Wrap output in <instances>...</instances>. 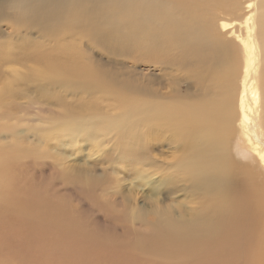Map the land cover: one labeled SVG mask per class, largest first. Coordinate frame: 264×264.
Here are the masks:
<instances>
[{
    "label": "rangeland",
    "instance_id": "374dc122",
    "mask_svg": "<svg viewBox=\"0 0 264 264\" xmlns=\"http://www.w3.org/2000/svg\"><path fill=\"white\" fill-rule=\"evenodd\" d=\"M166 2L167 0H0V84L9 82L3 85L5 93H3L0 104V134L5 139L7 134L15 130L16 135L23 137L22 143L15 153L19 156H27L37 148L36 144L40 139L39 132L48 130L51 124L54 123L56 128L59 125H68L79 130L77 140L61 138L63 140L61 148L64 156L67 157V163L74 166L70 179L63 181L61 179L63 173L44 162H40L44 164L43 166L39 162L22 164L20 170L21 168L23 170H19L18 180L24 188L22 191L27 193L22 194V191H19L18 195L34 200L30 195V191L33 189L37 190L41 187L39 191L47 193L49 196L51 195L50 190H52L53 199L65 205L64 208L67 210L70 209L71 220L74 219L77 223L73 230H78L79 235L84 236V238L79 237L81 241L74 240L75 242L69 244L70 248L79 249L78 245L82 241H89L90 247L93 245L92 240L95 239L98 244L101 243L98 246L103 253H100L98 258L104 259L95 257L96 260H101L97 263L106 261V252L104 253V251L108 250L105 247L113 248L114 246V250L115 247L118 249L122 247L127 256L134 257L137 261L141 260L138 264H156L157 260L149 256L145 257L143 251L139 249L144 242L137 240L136 236L139 235L141 239H144L147 237L148 231L152 229L164 230L174 235L175 230L171 225L174 219L177 220V214L181 209L187 206V200L195 193L192 190L190 179L185 176V183H180L178 186L171 183L174 178L179 176L171 170L168 171L166 164L173 161L176 151H173L171 147L168 148L165 142L153 144L147 140L142 142L136 139L131 151L126 152L128 156L123 163L124 166L113 163L112 156H115L117 149H123L126 146V141L123 139L128 136L136 138L135 127L137 126L138 109L149 112L153 106L154 91L168 82L169 78H174V74H180L179 89L182 97H185L184 101L194 102L198 111L203 109L199 99L215 98L216 91L225 86L223 83L226 71L236 76L230 79L229 83L237 85L238 82L241 56L237 51V46L233 54L230 55L221 44L217 43V39L214 37H220L223 40L233 38L230 33L224 35L223 32L221 33L217 20L220 15L232 14L236 11L240 1H232L209 14L196 15V31L194 35L193 32L189 33L188 37L193 36L189 41H194L200 34L204 35L208 43V51L211 53L216 54L214 51L216 45L221 46L223 55L219 58L224 64L219 69L217 67L213 74L202 72L201 59L196 56L188 58L190 60L188 68L173 65L171 70L167 68L164 71H159L150 65L148 72L146 68L149 65L146 62L136 61V58L130 56V53L135 52V47L143 46L141 40L149 36L151 17L160 19L163 14L171 13L170 7L164 6ZM22 5H28L25 9L26 12H19L18 8ZM240 8L241 6H239ZM136 14L140 15L136 27H134L131 22ZM127 15L130 18L124 23L123 18ZM189 15L177 12V16L181 19H187ZM92 19L98 23L99 30L96 34L93 33L91 27H88L91 25ZM106 27L112 28L109 33L110 39H107ZM231 42L234 45L237 44L235 39ZM120 54L123 61H121ZM39 62H43V64H39ZM63 62L89 66L95 72L93 78L96 80L93 78L84 79L81 86L74 87L68 80H62L64 75L55 77L51 81L39 78V73L44 66L50 68ZM33 65L36 66V69L32 73L28 72V69ZM163 66L168 65L163 63ZM12 68H15L14 72L11 71ZM202 74L204 77L198 78ZM108 77L115 78V85L103 84ZM137 80L138 84L139 81L143 82L144 89L140 90L136 87ZM215 82L218 83L217 86ZM42 87H49L51 91L50 96L46 97V101L36 95L39 92L38 89ZM150 87L157 89L150 91ZM225 90L227 92L224 95H227L228 87ZM151 96L152 102H150ZM195 99L199 101V104ZM173 100L161 101L168 105ZM236 111V108L232 107L234 116ZM109 119L112 120L110 127L106 123ZM91 121L93 129L102 130L98 135L93 131L101 142L100 147L105 149L107 145L111 144L108 152L103 155L95 153V145L89 148L91 141L88 140L84 129L92 133L90 126L86 124ZM231 125L236 132L234 119ZM108 127L109 130L106 131ZM90 135L94 136L93 133ZM240 136L237 135L235 143L220 156L230 161L228 155L231 153V162L235 160L236 164L241 163V167L249 166L247 163L251 160V155L249 156L247 153L245 156V154L238 153L240 150L247 152L243 138ZM105 138L113 141L105 142ZM218 145L217 143L216 146ZM194 155L205 163L207 156L203 160L200 153L194 151ZM208 155L213 154L209 152ZM129 157L133 158L128 160ZM149 157H153V159L149 161L147 172L152 175L153 181L151 184L138 187L140 182L132 176L133 171L129 170V166L134 164L135 158L140 160L148 158L149 160ZM25 159L27 157H22L20 160ZM140 163L142 162L136 161L135 164ZM114 164L117 166L116 168ZM254 164L255 162L251 168L253 174L258 173L257 176H254L256 186L252 184L254 182H251V179L249 183L252 189L254 187V189L257 188L256 191L260 189L262 200H264V178H262L264 171L260 168L257 169V164ZM156 165L163 166L165 172L154 178L152 172ZM160 179L162 183H160ZM27 182L28 185L34 184V187L33 185L27 187ZM128 189H131V192H128ZM174 189L175 193H173ZM151 192H153L152 198L156 199L150 200L148 195ZM232 201L229 195L226 203L231 204ZM0 207H3V199L0 200ZM1 208L0 213H2L3 220L0 218V221L4 223L0 222V264H30V260H35L39 256L50 261L57 259L56 263L61 261L64 255V251L62 252V249L65 248L64 241L56 238L57 240H54V246L57 248L54 247L56 253L48 254L46 245L48 241L43 245L46 247L43 248L40 242L42 238L51 239V237L43 236L40 239L41 235L34 228H32L33 231H29L31 224L12 220L8 211L6 212L4 207ZM139 209L144 213L140 215ZM229 213L226 217L230 216ZM219 221L221 220L216 218V222ZM37 225L39 224L37 223ZM176 225V229L180 226L182 230L186 228L181 219L180 225ZM191 230V228L188 229L183 236H188ZM12 233L20 236L22 240L19 237L15 238L17 235L14 236ZM22 234L23 236L25 234V240L28 239L27 242L25 241L26 244ZM32 235L35 237L33 238ZM97 236L98 239H96ZM30 240H32V244H30ZM13 242H16V245ZM21 244L24 246L21 247ZM106 244L108 246L104 247ZM37 246L41 247L40 250ZM29 247L33 249H28ZM22 249L28 253L25 250L26 253L23 252ZM86 251L91 256L93 251L91 249H86ZM175 255L176 262L179 264L191 260L183 253ZM168 256L169 254H167ZM29 258L30 260H27ZM90 261L89 257L83 259V262H87V264ZM223 263L222 259L217 261V264ZM73 264L83 263L74 262Z\"/></svg>",
    "mask_w": 264,
    "mask_h": 264
},
{
    "label": "bare ground",
    "instance_id": "6f19581e",
    "mask_svg": "<svg viewBox=\"0 0 264 264\" xmlns=\"http://www.w3.org/2000/svg\"><path fill=\"white\" fill-rule=\"evenodd\" d=\"M232 1H240L239 6L241 8L239 9L238 6L232 14L220 15L217 21L220 24L221 33L223 32V35L230 33L233 38L224 40L220 37L214 38L230 55L233 54L236 46L237 51L240 52L241 67L237 85L228 82L236 76L226 71L223 83L225 86L216 91V97L199 99L203 106L202 111L197 110L194 102L184 101L185 97H182L179 89L180 74H174V78H169L168 82L161 85L159 89L150 87V91L157 89L153 93L152 109H149V112L138 109V120L135 127L137 130L135 131L136 138L133 136L124 138L123 141H126L125 148L117 149V152H115L116 158L112 156L113 163L124 166L123 163L127 160L126 156H128L126 152L131 151L133 142L136 139L142 142L147 140L153 144L155 142H165L168 148L171 147L173 151H176L173 161L166 164L168 171L171 170L179 176L174 178L171 183L176 186L185 183L184 176L191 181V187L195 193L187 200V206L177 214V220L174 219L171 225L172 229L175 230L174 235L164 230L152 229L148 231V235L144 239H141L139 235L136 236L137 240L144 242L139 249L143 251L145 257L149 256L157 260L156 264H179L176 262L175 255L179 253L191 258L190 261L183 264H217V261L221 259L224 261L223 264H264V200H262L263 196L260 194V189L258 188L259 191H256L257 188L254 189L255 187L252 189L249 183L250 179L251 182H254V176L258 174H253L251 168L253 162L257 164V169L260 168L264 171V0H167L164 6H169L171 13L163 14L160 19L151 17L149 36L141 40L143 46L135 47V52L130 53V56L136 58V61L146 62L149 65L146 68L147 72L150 71L148 70L150 65L156 67L159 71H164L167 68L171 70L173 65L188 68L190 65L188 58L196 56L201 59L202 72L213 74L217 67L219 69L224 64L219 58L223 55L221 46L216 45L214 49L216 54H214L208 51V43L204 35H198L194 41H189L193 36H188L190 32H193L194 35L196 31V15L209 14L219 7L223 8L224 5ZM27 7L28 5H22L19 6L18 10L19 12H26ZM177 12L190 15L187 19H181L177 16ZM139 15L136 14L131 22L134 27H136ZM129 18V15L125 16L123 22L126 23ZM88 27H91L95 34L99 30L98 23L93 19ZM111 30L110 27L105 28L107 39H110L109 33ZM234 39L237 42L236 45L231 42ZM187 60L188 62H186ZM121 61H123L122 55ZM163 63L168 66L162 67ZM39 64H43V62H39ZM34 69H36L35 65L28 69V72L32 73ZM11 71L14 72L15 68H12ZM62 75H64L62 80H68L72 86L79 87L83 84L84 79L93 78L95 72L86 65L63 62L50 68L44 66L39 73V78L51 81ZM203 77L202 74L198 78ZM150 78L152 79L151 76ZM93 80L96 79L93 78ZM8 83L7 81L0 84V104L2 103L3 93H5L3 85ZM103 84L115 85V78L108 77ZM148 84L149 82L147 86ZM215 84L217 86L218 83L215 82ZM136 87L140 90L144 89L143 82L139 81L138 84L137 80ZM226 87H228V93L224 95L227 92ZM38 91L36 95L44 101L51 94L49 87L39 88ZM171 99L174 100L168 105L163 104L161 101L167 102ZM199 101L196 100L198 104ZM150 102H152V96ZM232 107L237 110L235 116ZM233 119L236 132H234L231 125ZM111 122L110 119L106 122L109 127ZM86 124L90 126L94 135L91 136L92 133L84 129L85 134L88 135V140L91 141L89 148L95 145V153H99V155L108 152L111 144L102 149L100 147L101 142L96 137V133L98 135L102 130L93 129L91 127L92 121ZM109 127L106 131L109 130ZM78 131L76 127L72 128L68 125H59L56 128L53 123L48 130L39 132L40 139L36 144L37 148L30 152L31 155L27 156H19L15 153L23 140L22 136L16 135L15 130L7 134L5 139L0 134V196L3 199V207L6 212L8 211L12 220L31 224L29 231H33L32 228H34L41 235L40 239L43 236L51 237V239L42 238L40 242L43 248L46 247L43 245L48 241V244H46L48 254L54 255L56 253L54 250V247L56 248L54 246L56 238L65 242V248L62 249L64 255L61 261L57 262L59 264H73L74 262L87 264V262H83V259L88 257L92 264H138L141 260L137 261L134 257L127 256L122 247H119V249L115 247L114 250V246L113 248L105 247L108 246L107 244L104 245L108 250L104 251V253L106 252V261L97 263L101 261L96 260V258L102 253V250L98 246L101 243L98 244L94 238L92 240L93 245L90 247L89 241H82L83 243L81 242L78 245L79 249L76 250L72 246L73 249L70 248L69 244L75 241L78 242L79 237L84 238V236L79 235L78 230V232L76 229L73 230V228H76L77 223L74 219L71 220L70 209L67 210L64 208L65 205L53 199L52 190H50L51 195L49 196L47 193L39 191L41 187L37 190L33 189L30 191V195L33 196H31V199L34 200H30V197L27 196V198L25 196L22 198L18 195V192L24 189L22 183L19 182L20 180H18L22 164L44 162L61 171L63 181L70 179L74 166L67 163V157L64 156L61 148L63 145L61 138L77 140ZM237 135L242 136L247 150V152H241L240 150L238 153L245 154V156L247 153L249 156L251 155V160L246 161L249 166L241 167V163L239 162L238 165L234 162L235 160L233 161L235 164L231 162V153L228 155L230 161L220 156L221 153L228 151L229 146L235 143ZM109 140L111 139H104L105 142ZM217 143L218 146H216ZM65 146H68V144H65ZM194 151L200 153L203 160L207 156L205 163L194 155ZM209 152L213 155H208ZM22 157H27V159L20 160ZM132 158L129 157L128 160ZM150 159H153V157H149V160L148 158L144 160L135 158L134 164L129 166V170L133 171L132 176L140 182L138 187L151 184L153 181L152 175L147 172ZM136 161L142 163L136 165ZM115 164L114 167L116 168ZM141 168L143 169L140 170ZM21 170L23 169L21 168ZM164 172L163 166L156 165L152 174L156 178V175L164 174ZM101 173L103 174V171ZM21 175L24 174L21 173ZM261 181L263 182V179ZM160 183H162L161 179ZM252 184L256 186L255 182ZM32 185L34 187V184L28 185L27 182V187H32ZM24 192L21 193L24 194ZM128 192H131V189H128ZM175 192L174 189L173 193ZM152 193L148 195L150 200L156 199L152 198ZM229 195L233 200L231 204L226 203ZM5 209H3L4 212ZM143 213L144 211L139 209V214ZM228 213L230 216L226 217ZM1 215L2 213H0V218ZM2 218L1 220H3ZM216 218L221 221L216 222ZM180 219L186 226L184 230L181 226L176 229V224L180 225ZM190 228L192 229L191 233L188 236H183ZM36 232L34 233L36 234ZM12 234L14 235V233ZM36 236L38 235L36 234ZM17 237L21 238L18 235L15 238ZM15 238L13 237V239ZM23 238L26 244L28 239L25 240V234ZM98 238L97 236L96 239ZM36 240L38 239L36 238ZM31 241L30 244H32ZM113 241L115 240L113 239ZM24 243L22 242V244ZM41 247H39V250ZM10 249L12 250L11 247ZM25 249L27 250V248ZM86 249L93 251L90 254L91 256L87 254ZM24 250L23 252L26 251ZM44 250L46 251V248ZM26 252L28 253V251ZM167 254H169L168 257ZM38 258H41V256ZM37 259H32V264H57V259L56 261L44 258ZM27 260H30V258ZM32 260H30V264Z\"/></svg>",
    "mask_w": 264,
    "mask_h": 264
}]
</instances>
